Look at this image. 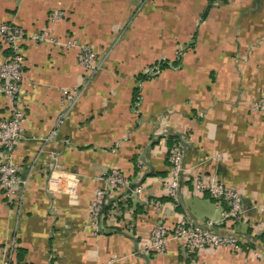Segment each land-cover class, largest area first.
Wrapping results in <instances>:
<instances>
[{
  "label": "crops",
  "instance_id": "1",
  "mask_svg": "<svg viewBox=\"0 0 264 264\" xmlns=\"http://www.w3.org/2000/svg\"><path fill=\"white\" fill-rule=\"evenodd\" d=\"M2 25L22 31L25 118L11 162L26 183L13 200L0 188V263L264 264V112L253 110L264 0H0ZM43 28L53 42L36 39ZM69 39L94 54L91 70L57 44ZM10 55L0 36V63ZM8 109L0 94V120ZM174 144L187 170L176 202L159 182ZM113 170L129 185L107 192L92 224ZM194 177L237 190L245 216L219 226L222 206ZM160 220L210 221L243 245L146 251Z\"/></svg>",
  "mask_w": 264,
  "mask_h": 264
},
{
  "label": "built area",
  "instance_id": "2",
  "mask_svg": "<svg viewBox=\"0 0 264 264\" xmlns=\"http://www.w3.org/2000/svg\"><path fill=\"white\" fill-rule=\"evenodd\" d=\"M57 16L59 13L55 12L54 18L56 19ZM47 33L46 28H43L41 35H37L36 39L40 41L48 39ZM0 36L3 43L8 45L11 50V55L0 63V94L5 96L9 105V118L0 120V188L8 200H13L26 183L19 178L18 169L11 162L15 146L22 137V123L25 118L19 97L20 85L23 81V55L18 42L21 39L22 31L12 25H2L0 26ZM48 40L53 42L50 38ZM57 44L66 50L78 49V61L86 71L91 70L94 66V54L87 47L76 46L75 41L70 39ZM67 93L71 94L72 92L68 91ZM253 110L264 112V97L254 105ZM182 157L180 146L172 145L168 151V174L159 181L165 195L175 202L178 199L181 179L187 174V170L183 167ZM128 185L129 180L119 171L113 170L105 176L104 186L96 191L91 205L90 221L92 224H96L99 214L106 204L107 192L115 187L123 188ZM193 186L196 191L208 194L218 207L222 206L219 226L226 228L229 223L235 224L245 216L246 211L242 205V197L237 190L217 183L212 178L204 177H194ZM142 189L139 187L136 191L140 192ZM213 228L214 224L210 221L205 224L184 222L169 226L165 224V221L160 220L150 232L146 251L163 254L170 241H176L185 249H190L193 252L223 247L233 251L241 250L243 243L240 239L230 234L219 233ZM0 264L14 263L8 256Z\"/></svg>",
  "mask_w": 264,
  "mask_h": 264
}]
</instances>
